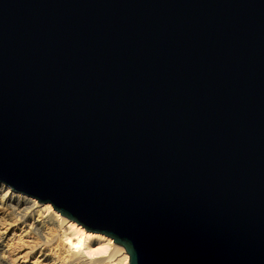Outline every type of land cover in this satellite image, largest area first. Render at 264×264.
<instances>
[{
	"label": "water",
	"instance_id": "95a60500",
	"mask_svg": "<svg viewBox=\"0 0 264 264\" xmlns=\"http://www.w3.org/2000/svg\"><path fill=\"white\" fill-rule=\"evenodd\" d=\"M0 181L128 264H264V0H0Z\"/></svg>",
	"mask_w": 264,
	"mask_h": 264
},
{
	"label": "bare ground",
	"instance_id": "6f19581e",
	"mask_svg": "<svg viewBox=\"0 0 264 264\" xmlns=\"http://www.w3.org/2000/svg\"><path fill=\"white\" fill-rule=\"evenodd\" d=\"M112 241L0 181V264H128Z\"/></svg>",
	"mask_w": 264,
	"mask_h": 264
},
{
	"label": "rangeland",
	"instance_id": "374dc122",
	"mask_svg": "<svg viewBox=\"0 0 264 264\" xmlns=\"http://www.w3.org/2000/svg\"><path fill=\"white\" fill-rule=\"evenodd\" d=\"M51 205V204H50ZM52 206V205H51ZM80 225V224H79Z\"/></svg>",
	"mask_w": 264,
	"mask_h": 264
}]
</instances>
